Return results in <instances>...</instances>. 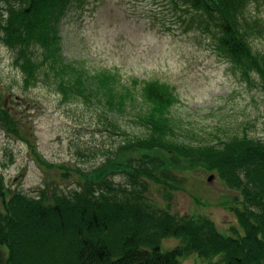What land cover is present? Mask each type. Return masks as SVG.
I'll return each instance as SVG.
<instances>
[{
	"label": "trees",
	"instance_id": "16d2710c",
	"mask_svg": "<svg viewBox=\"0 0 264 264\" xmlns=\"http://www.w3.org/2000/svg\"><path fill=\"white\" fill-rule=\"evenodd\" d=\"M3 1L2 41L15 51L25 90L43 81L63 100H84L110 115L126 113L139 97L142 104L134 119L141 133L91 169L48 163L24 139L41 166L60 172L58 182L76 186L62 191L53 183L29 195L0 176V264H184L190 258L196 264H264V140L248 134L217 136L216 142L180 139L173 87L137 77L123 82L115 70L66 62L58 27L73 0ZM169 1L181 20L212 31L217 50L243 79H258L264 95V50L256 43L264 39V18L250 11L260 0ZM106 118L107 127L121 131ZM0 123L19 136L22 123L3 103ZM197 170L217 175L232 192L233 199L221 203L236 217L228 232L211 217L178 215L151 200L152 187L181 190L175 173ZM117 175L126 182H117ZM170 238L179 243L164 250Z\"/></svg>",
	"mask_w": 264,
	"mask_h": 264
},
{
	"label": "rangeland",
	"instance_id": "374dc122",
	"mask_svg": "<svg viewBox=\"0 0 264 264\" xmlns=\"http://www.w3.org/2000/svg\"><path fill=\"white\" fill-rule=\"evenodd\" d=\"M172 6L169 0H73L58 27L62 56L88 71L115 70L123 82L137 77L173 87L179 97L174 112L180 139L216 142L217 136L227 140L248 134L264 140V95L258 79H243L217 50L213 32L190 26L189 18L181 20L182 12ZM6 9L2 0L0 22ZM250 11L264 18V0L252 1ZM2 37L0 31V104L22 123L19 136L9 134L0 123V176L11 188L33 195L48 185L52 188L53 183L62 191L76 186L71 181L58 182L60 172L41 166L24 139L48 163L91 169L126 138L141 133L134 126L140 97L126 113L110 115L84 100H63L43 81L25 90L15 51ZM256 43L264 50V39ZM106 117L121 131L107 127ZM175 175L183 181L181 190L152 187L150 198L157 206L178 215L211 217L224 232L236 225L235 215L221 205L233 194L217 175L202 170ZM115 180L126 182L122 175ZM164 243L162 248L169 250L179 242L170 238ZM184 264L196 263L190 258Z\"/></svg>",
	"mask_w": 264,
	"mask_h": 264
},
{
	"label": "water",
	"instance_id": "95a60500",
	"mask_svg": "<svg viewBox=\"0 0 264 264\" xmlns=\"http://www.w3.org/2000/svg\"><path fill=\"white\" fill-rule=\"evenodd\" d=\"M214 179V176L209 177V181H212Z\"/></svg>",
	"mask_w": 264,
	"mask_h": 264
}]
</instances>
